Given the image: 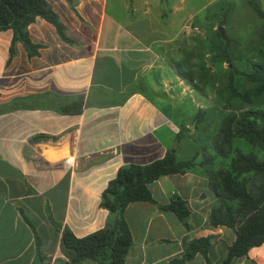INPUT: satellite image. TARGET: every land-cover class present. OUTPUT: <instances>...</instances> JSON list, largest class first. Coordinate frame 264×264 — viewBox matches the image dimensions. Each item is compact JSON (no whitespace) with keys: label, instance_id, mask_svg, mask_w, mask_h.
I'll use <instances>...</instances> for the list:
<instances>
[{"label":"crops","instance_id":"obj_1","mask_svg":"<svg viewBox=\"0 0 264 264\" xmlns=\"http://www.w3.org/2000/svg\"><path fill=\"white\" fill-rule=\"evenodd\" d=\"M47 1L76 43L37 17L27 29L38 54L17 42L10 56L13 32L0 30V264H62L61 229L84 237L104 226L101 193L121 165L147 164L167 150L189 158L177 156L180 142L195 143L194 117L201 110L204 120L207 99L196 98L179 74L187 64L175 57L206 37L200 25L218 28L233 0ZM77 95L81 111L63 112ZM148 187L160 205L184 200L189 216L185 225L155 203H129L133 244L123 264H173L205 237L209 264H222L235 233L210 225L218 199L204 170ZM183 264L207 261L196 253ZM230 264H264V243Z\"/></svg>","mask_w":264,"mask_h":264},{"label":"trees","instance_id":"obj_2","mask_svg":"<svg viewBox=\"0 0 264 264\" xmlns=\"http://www.w3.org/2000/svg\"><path fill=\"white\" fill-rule=\"evenodd\" d=\"M246 1L263 22L264 40V9L257 0ZM37 17L54 25L64 41L76 43L66 34V27L47 0H0V30L11 29L13 32L10 56L15 53L17 42L23 45L28 56L38 54L40 45L31 41L27 29ZM223 24L222 21L219 25ZM216 34L220 44L226 45L228 36L222 39L218 29ZM227 62L230 63V59L227 58ZM232 71L230 69L226 88L230 97L235 98V110L224 116L211 144L203 146L201 151L195 150L191 157L183 160L177 159L175 152L167 150L163 157L147 164L130 162L121 165L101 193L100 206L108 212L104 226L84 237L75 236L67 227L61 229L60 248L66 258L62 264H81L86 259L98 264H123L133 244L124 215L131 202L155 203L161 210L172 211L186 225L189 211L185 201L174 196L166 205H160L154 200L148 185L161 176L196 168L204 170L209 187L218 199L217 205L210 210V225L225 226L235 233L222 264H230L233 258L245 256L250 248L264 243V110L251 107L252 97L264 94V60L252 62L251 70L242 72L245 80L252 83L243 93L237 88ZM179 74L190 84L194 81L192 70ZM54 105L47 103L46 107L54 108ZM82 105L83 96L77 95L67 106L63 104L62 111L79 113ZM202 117L203 112L199 110L194 120L201 122ZM186 131L187 127L181 128L176 139L180 140ZM235 138H242L262 150L263 157L258 158L254 153H244L235 147ZM208 249L209 238L194 239L182 257L172 260V263L183 264L200 253L209 264Z\"/></svg>","mask_w":264,"mask_h":264},{"label":"rangeland","instance_id":"obj_3","mask_svg":"<svg viewBox=\"0 0 264 264\" xmlns=\"http://www.w3.org/2000/svg\"><path fill=\"white\" fill-rule=\"evenodd\" d=\"M257 2L264 9V0ZM231 3V6H226L221 11L220 22H224L222 27L228 36L226 45L220 44L216 34L218 28L212 27L215 25H200L202 32L207 31L206 37L201 41L196 40L192 48L175 57L180 67L182 63L187 64L185 71H194L191 87L197 91L194 93L196 98L202 99L204 96L207 99L204 120L198 122L197 127L194 126L196 129L192 128L196 135L195 143L181 141L180 147L183 150L177 154L180 158L191 157L195 150L201 151L203 146L208 147L224 116L235 110V98L230 97L226 88L230 69L233 70L237 88L243 93L252 83L245 80L242 72L250 71L252 62L264 60L262 20L257 17L246 0H233ZM219 24L218 22L217 26H220ZM227 58L230 59V63L227 62ZM252 100L251 107L264 110V94L252 97ZM193 125L192 122L190 126ZM233 145L244 153H254L258 158L263 157L262 150L242 138H235Z\"/></svg>","mask_w":264,"mask_h":264},{"label":"water","instance_id":"obj_4","mask_svg":"<svg viewBox=\"0 0 264 264\" xmlns=\"http://www.w3.org/2000/svg\"><path fill=\"white\" fill-rule=\"evenodd\" d=\"M218 31L221 35V38L223 39L225 37L224 28L222 26H219ZM171 152H174V150H171Z\"/></svg>","mask_w":264,"mask_h":264}]
</instances>
